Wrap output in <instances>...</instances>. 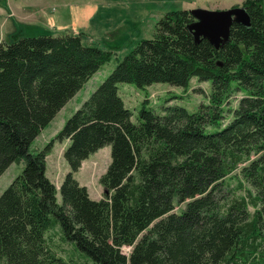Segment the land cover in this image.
Segmentation results:
<instances>
[{
  "label": "trees",
  "instance_id": "16d2710c",
  "mask_svg": "<svg viewBox=\"0 0 264 264\" xmlns=\"http://www.w3.org/2000/svg\"><path fill=\"white\" fill-rule=\"evenodd\" d=\"M244 7L250 24L234 22L219 47L196 40L190 9L167 12L42 149L34 140L114 52L68 32L0 38V176L24 162L0 195V264H69L56 229L92 264H264V0ZM194 77L212 82L197 111L159 114L145 99L135 123L119 94L122 82L188 87ZM56 140L69 141L62 203L46 174ZM108 144L95 200L74 173Z\"/></svg>",
  "mask_w": 264,
  "mask_h": 264
},
{
  "label": "rangeland",
  "instance_id": "374dc122",
  "mask_svg": "<svg viewBox=\"0 0 264 264\" xmlns=\"http://www.w3.org/2000/svg\"><path fill=\"white\" fill-rule=\"evenodd\" d=\"M247 0H0V38L4 43L18 41L23 37L45 34H81L84 44H91L114 52L112 60L105 63L80 91L57 113L32 143V149L44 148L63 128L65 122L91 96L106 79L119 61L142 39L153 38L157 21L167 12L183 9L204 8L226 10L244 7ZM119 94L132 112L131 120L139 122V110L147 99V105L157 113L164 114L167 105H180L189 111H197L202 104L209 103L212 91L210 80L192 78L188 87L170 83H153L145 88L133 83H119ZM242 92L233 94L229 107H236ZM227 115V113H226ZM228 116V115H227ZM230 118V117H229ZM228 119L225 118L224 122ZM216 127L209 126L208 131ZM69 141L56 140L47 155V176L57 185L58 202L63 198L60 185L70 171L64 157ZM112 160L111 145H105L84 160L74 173L81 185L87 186L92 199L104 196L100 177L107 171ZM24 162L13 163L0 176V195L11 182L22 173ZM237 195L246 194L239 188V178L229 179ZM248 186L247 183L244 182ZM185 204L182 205L184 207ZM182 207H177L179 211ZM253 212L254 208L250 206ZM59 244L60 254L69 264H92L73 245L60 239L58 229L52 232ZM132 247H124L129 253ZM264 250V243L261 247Z\"/></svg>",
  "mask_w": 264,
  "mask_h": 264
},
{
  "label": "water",
  "instance_id": "95a60500",
  "mask_svg": "<svg viewBox=\"0 0 264 264\" xmlns=\"http://www.w3.org/2000/svg\"><path fill=\"white\" fill-rule=\"evenodd\" d=\"M194 16L189 28L196 40L208 39L216 47L229 40L234 22L250 24V17L245 7H233L226 10H210L204 8L191 9Z\"/></svg>",
  "mask_w": 264,
  "mask_h": 264
},
{
  "label": "crops",
  "instance_id": "0c3cea01",
  "mask_svg": "<svg viewBox=\"0 0 264 264\" xmlns=\"http://www.w3.org/2000/svg\"><path fill=\"white\" fill-rule=\"evenodd\" d=\"M88 159V158H87ZM84 162V161H83Z\"/></svg>",
  "mask_w": 264,
  "mask_h": 264
}]
</instances>
